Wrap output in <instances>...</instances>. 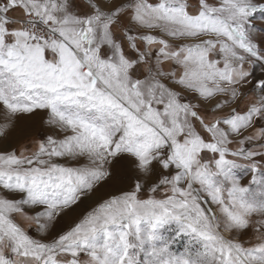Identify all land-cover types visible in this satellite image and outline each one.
Listing matches in <instances>:
<instances>
[{"label":"snow or ice","instance_id":"snow-or-ice-1","mask_svg":"<svg viewBox=\"0 0 264 264\" xmlns=\"http://www.w3.org/2000/svg\"><path fill=\"white\" fill-rule=\"evenodd\" d=\"M9 137L0 264H264V0H0Z\"/></svg>","mask_w":264,"mask_h":264},{"label":"rangeland","instance_id":"rangeland-1","mask_svg":"<svg viewBox=\"0 0 264 264\" xmlns=\"http://www.w3.org/2000/svg\"><path fill=\"white\" fill-rule=\"evenodd\" d=\"M257 74H259V69H257ZM24 123H25L24 121H18V124H20V125H23ZM28 123L33 127V129L38 128V126H39V117L35 118L33 121H30ZM8 145H10L12 148H15V147L18 146L16 144L15 140L12 137H9L6 140L0 141V147L8 146ZM247 179H248V177L245 176V178H244V180L242 182L246 183L247 182ZM88 207H90V202L86 201L84 204H82L77 209V212H81V211L87 209ZM65 222H67V221H65ZM60 226L61 225H57V227H60ZM29 233L31 235H33V236L36 235L34 228L29 229ZM45 239H48V237H46ZM182 250H183V242H180V243H178V244H176L174 246V251H182Z\"/></svg>","mask_w":264,"mask_h":264}]
</instances>
